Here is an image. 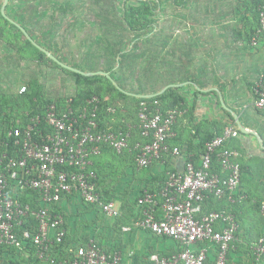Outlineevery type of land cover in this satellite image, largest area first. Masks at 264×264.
<instances>
[{"label":"built area","instance_id":"built-area-1","mask_svg":"<svg viewBox=\"0 0 264 264\" xmlns=\"http://www.w3.org/2000/svg\"><path fill=\"white\" fill-rule=\"evenodd\" d=\"M259 23L260 28L251 39L253 45L264 32V5L259 11ZM253 93L254 106L264 116V71L255 81ZM91 102L92 110L88 111V105L82 107L78 122L70 105L60 110L51 104L44 120L52 132L38 143L32 140L33 126H29L22 135L20 153L15 157H0V247L19 249L29 243L35 247L39 258L46 257L49 248L65 236L62 216L50 208L64 194L77 192L86 202L98 205L107 216L121 215L114 201L101 200L93 181L97 176L92 169V158L103 149L118 154L136 151L135 162L140 168L161 161L167 153L173 156L181 153L177 146L169 145L175 134L177 109L162 111L159 106L152 108L150 102L141 101L136 114L137 125L122 130L99 127L96 120L99 99L94 96L88 103ZM157 104L159 102L154 101L153 105ZM134 127L146 141L130 143ZM233 133L234 127L226 126L220 135L205 142L199 164L188 161L184 169L168 172L158 192L145 189L138 198L141 217L133 225L179 245V249L169 255L150 254L147 264H235L234 243L239 223L231 206L241 200L238 191L242 169L238 153L224 146ZM20 134L19 129L13 130L14 136ZM19 142L16 140L17 144ZM214 159L220 165V173L211 170ZM9 179L14 182L12 191L8 189ZM25 188L38 193L40 207L32 209L16 199V192ZM210 195L225 199L230 205L207 211L205 200ZM259 210L264 216V200L260 201ZM128 229L123 227V230ZM251 249L257 260L264 257V234L252 242ZM70 252L65 264H119L122 259L118 248L106 250L93 240Z\"/></svg>","mask_w":264,"mask_h":264},{"label":"trees","instance_id":"trees-1","mask_svg":"<svg viewBox=\"0 0 264 264\" xmlns=\"http://www.w3.org/2000/svg\"><path fill=\"white\" fill-rule=\"evenodd\" d=\"M174 1H176L177 4H182L184 2V0ZM23 3L25 4L23 5ZM161 3L162 0H140L136 4H128L124 6L119 12V23H124L120 27L126 29L127 31L138 33V35H136V37L130 41L129 45L125 46L124 48L119 47L120 42L118 41L114 42L112 46H110L111 43L104 40V43L106 42V44L109 45L108 48L107 46L104 47V52L105 50H108V53L106 54L111 56V60L113 62H108L105 67L96 68L93 63L87 62L90 59H86V62L85 60L83 62L75 61L73 63L66 61L62 51L54 52L53 50L49 49V52L54 55L56 60L48 56L41 49L44 47L46 48V45L43 41V36L33 38V34L26 24L28 17L25 15V13L37 9L35 1L8 0L4 9V14L1 13L0 9V42L3 44L4 49L8 50L7 53L12 52V54H10L8 57L5 56V58L15 63L18 67H20V64L27 62L25 65L26 70L31 69V64H36L39 67L48 63L53 69L59 70L60 72L71 76L74 82L75 92L69 98L51 96L48 92L45 82L41 80L40 76H37V73L32 74L22 80V83L24 84L21 85L24 87L23 91H20V87L17 88L15 92L9 91V87L4 90L0 89V157L3 155H6L7 157H15L20 153L19 149L21 148L20 144L22 143L21 138L29 126H33V129L31 130L32 140L38 143L42 142L41 138L43 136L52 132L51 127L47 126L44 120L47 109L51 104H55L56 109L60 110L64 109V107H68L67 105H70L78 122L81 121V119L78 118L77 115L82 112V107L88 105V111L92 110L91 108L93 104L92 102H88L94 96H96L99 99V102L96 103V120L99 123V127L105 128L112 126L122 130H128L133 124L137 125L136 114L141 101L150 102L152 108L159 106L162 111L181 107L180 103L183 99L181 96L175 95V87H173L172 84L176 82V80L173 74H170V76L167 78V82H165V85L167 83H171V85H168L166 90L160 94L157 93L161 90L164 84L160 87L159 83V88H156L153 84L146 86L141 82L134 85L125 75L126 71H133L135 68L140 66L145 70L146 66H144L142 62L149 57L148 53L152 51L151 45H149L148 48L146 43L151 38V41L156 39L158 40L159 35H161L158 33L159 24L157 17ZM27 4L30 5L26 7ZM96 4H100L99 9L104 8V5L103 3L101 4V1H97ZM263 5L264 0H240L236 4L235 11H237V13L235 15H237L239 24L231 27L234 39L241 38L242 40L246 41V43L250 42V40L255 36L257 29L260 28L259 11ZM0 6L2 7L1 4ZM16 6L19 7L16 8ZM106 12L108 11L106 10ZM105 20L114 27H119L117 22L113 21V19H111L108 15H106ZM21 27H23L28 32L32 39L28 38L23 33ZM154 29H156L157 32H154ZM107 33L111 34L112 32L107 31ZM149 33H153L152 37L150 38H148ZM263 35L264 32L258 35L256 44L258 43L259 38ZM34 42L36 44H34ZM102 56L106 55L103 54ZM59 61L64 65H61ZM67 66L76 68L82 72H95L102 70L109 73V77L101 74L86 75L76 72ZM147 68L148 67H146V69ZM146 71L148 72V70ZM14 74H16V72H13V75ZM157 80L158 82L162 81V79L160 80V77H158V79H154L153 82H157ZM128 92L134 93L136 96H131L128 94ZM147 94H151L152 97H146ZM130 97H132L134 100L133 105L127 104V100ZM154 101H158L159 104L153 105ZM108 108H112L114 111H109ZM87 116L90 117L89 115ZM115 118L118 120H115ZM15 128L21 131L20 136L13 135V130ZM131 130L133 135L130 141L131 144H134L137 141H146V139L140 135L137 127H134ZM211 137H208L205 142ZM16 140L20 141L19 144L16 143ZM169 145L171 146L170 142ZM224 146L228 148L226 146V141ZM110 152H112L111 157L116 156L119 159H123L119 161L123 162L125 166L133 171V173L139 172V170H148V172H150L153 168V162L148 167H138L135 162L136 151H124L121 154L113 151ZM201 152H204V146L201 147ZM94 157L92 160H94ZM99 165L102 168L100 170L97 168ZM117 165L118 164L114 162L113 165L109 166V169H112L110 172L111 177L116 176V173L118 172V170L116 171ZM104 167L105 166L96 159V161L93 163L92 169L95 171L97 176L96 179L93 180L96 182V191L100 194L101 200L106 202L112 200L113 197L110 194L109 189L104 187L101 188L100 185V175ZM211 170L218 173L221 172L220 165L217 163L216 159H214L212 162ZM161 174H163V176L165 175L164 173ZM159 177L160 173L156 172L151 181H155V183H159V185L155 187L151 184L150 187L147 188L149 192H158V190H160L164 185L166 176L163 181L156 182L158 181ZM11 186L14 188V182L12 179H9L8 189L10 191H12ZM143 193L144 190L142 189L140 190L139 195L137 194L134 199L132 198V201H130V197H127L124 199V201H122L124 202L123 204L133 203L131 208L128 206L124 211L122 207V212L124 213H121L122 215L119 216L120 222L122 224L131 225L141 217V209L137 204V200L143 195ZM16 194V199L22 205L29 204L32 209H36L41 205L38 201V193L29 188H25L23 190L19 189ZM71 194H75L74 196L77 198V207H74L75 210H80L83 216H86V219H82V225L84 228L88 229V234L80 242L74 241V238L69 237V225L67 223V213L69 214V210L66 208V206L63 208L59 204L64 197L70 198ZM157 199L158 203L161 202L159 196ZM214 200L218 201L217 205L214 207H209V202ZM60 201L50 208L55 214L62 216V227L65 229V236L61 242L54 243V245L49 248V251L46 255L47 258L45 256V258H39L36 255L35 247L31 246L29 243L25 244L19 249L2 246L0 247V256H4L5 253L7 255L6 257L17 254L22 255L26 261V264H65V260L71 253V249H74L78 245H85L90 240L95 241L101 247L106 249L103 245L102 238L107 237V234L101 232L100 227L104 226H100V223L103 222L102 225H104L108 217L104 212H102L99 206L94 203L86 202L77 192L64 194ZM205 201V207L207 211L212 209L217 210L228 205L225 199H217L213 195H210ZM237 204L239 203L231 206L234 208L233 211H236L235 208ZM259 205L260 202L255 203V207L258 210ZM98 223L99 225H97ZM19 232L21 233V231ZM234 244L236 245V241ZM251 244L252 241L247 243V249L249 248L248 252L251 254L252 259L256 260L257 258L251 249ZM116 248L117 247H111L109 249L112 250ZM25 255H27V257H25ZM252 259L250 258V260ZM235 264H237V262H235Z\"/></svg>","mask_w":264,"mask_h":264},{"label":"crops","instance_id":"crops-1","mask_svg":"<svg viewBox=\"0 0 264 264\" xmlns=\"http://www.w3.org/2000/svg\"><path fill=\"white\" fill-rule=\"evenodd\" d=\"M229 36L234 47H222V50L228 49L225 53L229 57L221 64L214 56L216 48L200 47L198 43L193 47H184L180 54L176 53L177 71L173 74L176 82L172 86L175 87V95L181 96L183 100L181 107L176 108L178 116L173 125L175 134L169 142L171 147L177 146L180 149L179 155L167 153L161 161L153 163L150 172L139 170L133 173L119 161L123 159L111 157L109 154L112 152L107 148L94 157L93 163L97 159L105 166L101 171L100 185L101 188L109 189L113 197L110 201L115 202L121 214L124 213L122 207L124 211L133 204H123L125 198L130 197L132 201L140 190H147L151 184L155 187L159 185L151 181L156 172L160 173L156 182H161L168 172L184 169L188 161L199 164L205 140L220 135L226 126H233L234 133L226 140V146L238 153L237 160L242 165L238 191L241 200L234 211L239 223L236 262L264 264V257L253 260L247 249L248 242H254L264 233V216L255 207V203L264 199V116L254 106L253 93L255 81L264 71V35L256 45H252L251 40L247 44L241 38L234 39L233 32ZM236 43L238 46H235ZM170 84L167 83L159 92L162 93ZM114 162L120 168L116 169V176L111 177L112 169L109 166ZM97 168L102 169L100 165ZM74 195L64 197L59 204L69 210V237L80 242L88 234V229L82 225V219H86V216L74 208L77 203ZM217 202H209V207L216 206ZM121 215L115 218L107 216L104 225L100 223V226H104L100 227L101 232L107 234V237L102 238L104 247L107 250L117 247L122 253L119 264H146L152 253L169 255L179 249V245L172 239L154 235L134 225L122 224ZM123 227L129 229L123 230ZM4 256H7L6 253Z\"/></svg>","mask_w":264,"mask_h":264},{"label":"rangeland","instance_id":"rangeland-1","mask_svg":"<svg viewBox=\"0 0 264 264\" xmlns=\"http://www.w3.org/2000/svg\"><path fill=\"white\" fill-rule=\"evenodd\" d=\"M34 1L37 9L25 13L28 17L26 24L33 34V38L43 36L47 48L44 47V49L54 52L62 51L64 59L71 63L84 60L86 62L90 59L87 62L93 63L96 68L105 67L108 62H113L111 56L106 54L108 50L104 52V47H109L106 44L107 41L111 43L110 46L118 41L120 42L119 47L124 48L138 35V33L120 27L124 23H119V12L124 6L136 4L140 0ZM97 1L103 3V9H99L100 4H96ZM239 1L184 0L182 4H177L174 0H162L157 14L158 33L162 36L159 35L158 40L151 41V38L146 43L148 48L151 45L152 51L148 53L149 57L142 63L148 68L145 67L144 70L140 66L133 71H126V77L134 85L141 82L146 86L153 84L156 88H159V83L160 87L163 84L165 86L170 74L177 71L175 69V61L177 63L178 60L176 53L180 54L183 49L188 46L193 47L195 43H198L200 47L216 48L214 56L217 60L219 59L221 64L229 57L228 53H225L228 52V49L222 50V47H234L229 35L232 32L231 27L239 24L237 15H235L237 11H234ZM0 4H3V0H0ZM29 5L27 4L26 7ZM18 7L16 6V8ZM106 15L116 21L119 27H114L106 22ZM107 31L112 33L109 34ZM155 31L157 32L156 29H154ZM153 33H149L148 38L152 37ZM104 40H106L105 43ZM236 45L238 46V43ZM7 51L0 42V89L4 90L9 87V91L15 92L17 88L21 89V85H24L22 80L37 73V76H40L41 80L45 82L51 96L69 98L74 94L75 86L71 76L53 69L48 63L39 67L36 64H31V69L27 70L25 67L27 62L18 67L5 58L12 54ZM193 51L196 52V50ZM102 53L106 56H102ZM223 55L224 57H222ZM13 72L16 74L13 75ZM158 77L162 81L153 82ZM128 94L136 96L131 92ZM127 104H134L132 97L128 98ZM115 120L118 119L115 118ZM109 155L111 156V154ZM116 168L118 169L120 166H116ZM0 264H26V261L22 255L17 254L8 257L1 256Z\"/></svg>","mask_w":264,"mask_h":264},{"label":"water","instance_id":"water-1","mask_svg":"<svg viewBox=\"0 0 264 264\" xmlns=\"http://www.w3.org/2000/svg\"><path fill=\"white\" fill-rule=\"evenodd\" d=\"M7 2H8V0H3V4H2V7H1V13H3V14H4V9H5V6H6ZM21 30L23 31V33H24L28 38L31 39L30 35L28 34V32H27L23 27H21ZM34 44H36V43L34 42ZM40 48H41V47H40ZM41 49H42V50H43L48 56H50L51 58H53V59L56 60V58L54 57V55L51 54L48 50H46V49H44V48H41ZM59 63H60L61 65H64V64H62L60 61H59ZM67 67L70 68V69H72V70H74V71H76V72H80V73H83V74H86V75L101 74V75H104V76L109 77V74H108L107 72H105V71H102V70H100V71H95V72H82V71H80V70H78V69H76V68H73V67H70V66H67ZM165 88H167V86H166ZM163 90H164V89H163ZM159 93H161V92H159ZM159 93H157V94H159ZM148 96H152V95H148Z\"/></svg>","mask_w":264,"mask_h":264},{"label":"clouds","instance_id":"clouds-1","mask_svg":"<svg viewBox=\"0 0 264 264\" xmlns=\"http://www.w3.org/2000/svg\"><path fill=\"white\" fill-rule=\"evenodd\" d=\"M146 97H152V96H146ZM207 141H208V140H207ZM204 150H205V144H204ZM203 153H204V152H203ZM203 153H202V154H203ZM202 154H201V155H202ZM132 225H133V224H131V225H129V226H132Z\"/></svg>","mask_w":264,"mask_h":264}]
</instances>
